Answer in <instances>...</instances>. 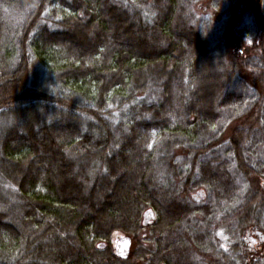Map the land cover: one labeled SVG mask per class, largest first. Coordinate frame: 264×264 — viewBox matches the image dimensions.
Here are the masks:
<instances>
[{
    "label": "trees",
    "instance_id": "16d2710c",
    "mask_svg": "<svg viewBox=\"0 0 264 264\" xmlns=\"http://www.w3.org/2000/svg\"><path fill=\"white\" fill-rule=\"evenodd\" d=\"M0 264H264V0H0Z\"/></svg>",
    "mask_w": 264,
    "mask_h": 264
},
{
    "label": "rangeland",
    "instance_id": "374dc122",
    "mask_svg": "<svg viewBox=\"0 0 264 264\" xmlns=\"http://www.w3.org/2000/svg\"><path fill=\"white\" fill-rule=\"evenodd\" d=\"M119 239H121L120 237H118ZM124 240V239H123ZM127 245H128V242L127 241H123L122 242V247H121V250L124 248V247H127Z\"/></svg>",
    "mask_w": 264,
    "mask_h": 264
}]
</instances>
